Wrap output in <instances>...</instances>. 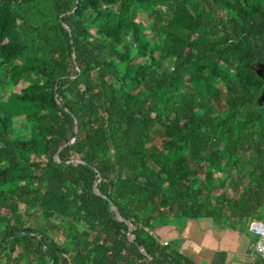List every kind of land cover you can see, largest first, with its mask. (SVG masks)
<instances>
[{"label":"trees","instance_id":"1","mask_svg":"<svg viewBox=\"0 0 264 264\" xmlns=\"http://www.w3.org/2000/svg\"><path fill=\"white\" fill-rule=\"evenodd\" d=\"M258 67L264 0H0V264H196L158 217L264 223Z\"/></svg>","mask_w":264,"mask_h":264},{"label":"crops","instance_id":"2","mask_svg":"<svg viewBox=\"0 0 264 264\" xmlns=\"http://www.w3.org/2000/svg\"><path fill=\"white\" fill-rule=\"evenodd\" d=\"M250 221L158 217L154 233L196 264H264L253 249L256 236Z\"/></svg>","mask_w":264,"mask_h":264},{"label":"built area","instance_id":"3","mask_svg":"<svg viewBox=\"0 0 264 264\" xmlns=\"http://www.w3.org/2000/svg\"><path fill=\"white\" fill-rule=\"evenodd\" d=\"M249 229L256 236V241L254 243V252L260 257H264V223L252 220L249 222ZM162 243V242H161ZM166 244V243H162Z\"/></svg>","mask_w":264,"mask_h":264},{"label":"rangeland","instance_id":"4","mask_svg":"<svg viewBox=\"0 0 264 264\" xmlns=\"http://www.w3.org/2000/svg\"><path fill=\"white\" fill-rule=\"evenodd\" d=\"M148 35H149L150 38H154V34H153L152 32H150ZM167 67L169 68V67H171V65H168V64H167ZM19 89H20V85H18L14 90H15V91H19ZM15 122H16V125L18 126V130H19V132L22 133L23 131H22V129H21L19 126L22 125V124L24 123L23 117H22V116L17 117V118L15 119ZM199 178H202V175H199ZM228 193L231 194V195H234L230 190H228ZM156 222H157V219L155 220V224H154V226H153V231H154L155 233H156V229H155V227H156ZM26 223H27L30 227L35 228V229H41V228H43L44 226L47 225V223H43V222H41L39 219H36V218H33V217H28V218H26ZM68 263H69V262H68Z\"/></svg>","mask_w":264,"mask_h":264},{"label":"water","instance_id":"5","mask_svg":"<svg viewBox=\"0 0 264 264\" xmlns=\"http://www.w3.org/2000/svg\"><path fill=\"white\" fill-rule=\"evenodd\" d=\"M257 74H258L259 76H261V77L264 79V69H263V68L258 67V69H257ZM259 102H260V103H263V102H264V95H262V96L260 97ZM76 126H77V125H76ZM112 209L114 210V212H115L116 216L118 217V219L121 220V218H120V216L118 215V213H117V211L115 210V208L112 207ZM129 236H130V235H129ZM140 251H141L142 253H144L143 248H140Z\"/></svg>","mask_w":264,"mask_h":264}]
</instances>
